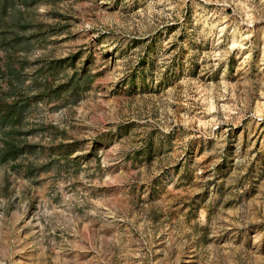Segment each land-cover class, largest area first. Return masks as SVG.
<instances>
[{"label": "rangeland", "instance_id": "374dc122", "mask_svg": "<svg viewBox=\"0 0 264 264\" xmlns=\"http://www.w3.org/2000/svg\"><path fill=\"white\" fill-rule=\"evenodd\" d=\"M7 5L0 264H264V0Z\"/></svg>", "mask_w": 264, "mask_h": 264}, {"label": "trees", "instance_id": "16d2710c", "mask_svg": "<svg viewBox=\"0 0 264 264\" xmlns=\"http://www.w3.org/2000/svg\"><path fill=\"white\" fill-rule=\"evenodd\" d=\"M8 1L0 0V16L4 14L8 7ZM2 41H6V33L1 37ZM3 45V42L0 43ZM78 84V83H77ZM25 104H21L12 96L11 99L0 100V125L8 124L10 131L7 138L0 142V162L15 160L21 155L23 148L20 146L19 141L15 140L11 133H16V124L22 120ZM69 147V145H66ZM75 149H65V154L70 155Z\"/></svg>", "mask_w": 264, "mask_h": 264}]
</instances>
